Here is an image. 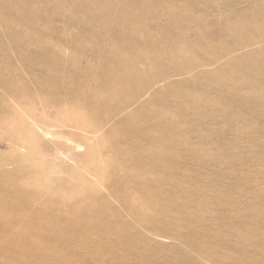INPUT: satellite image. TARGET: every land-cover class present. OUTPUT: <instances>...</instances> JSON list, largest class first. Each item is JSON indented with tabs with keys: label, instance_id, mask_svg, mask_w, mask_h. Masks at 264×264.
<instances>
[{
	"label": "rangeland",
	"instance_id": "obj_1",
	"mask_svg": "<svg viewBox=\"0 0 264 264\" xmlns=\"http://www.w3.org/2000/svg\"><path fill=\"white\" fill-rule=\"evenodd\" d=\"M0 264H264V0H0Z\"/></svg>",
	"mask_w": 264,
	"mask_h": 264
},
{
	"label": "bare ground",
	"instance_id": "obj_2",
	"mask_svg": "<svg viewBox=\"0 0 264 264\" xmlns=\"http://www.w3.org/2000/svg\"><path fill=\"white\" fill-rule=\"evenodd\" d=\"M128 72H129V71H128ZM130 73H131V72H130ZM109 76H110V75H109ZM129 76H130V74H129ZM111 77L114 78L113 76H111ZM132 77H133V76H132ZM132 77H129L128 79H130V78H132ZM130 80H132V79H130ZM130 80H129V81H130ZM112 83H113V82H112ZM106 84H107V83H106ZM110 85L113 86L112 84H110ZM111 86H110V87H111ZM106 88H107V87H106ZM115 88H116V87H115ZM103 89H104V88H103ZM117 91H118V90H117ZM110 92H111V91H110ZM115 93H116V92H115ZM117 93H118V92H117ZM117 93H116V94H117ZM112 98H113V97H112Z\"/></svg>",
	"mask_w": 264,
	"mask_h": 264
}]
</instances>
